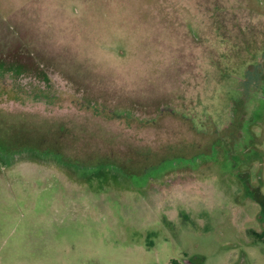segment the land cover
Segmentation results:
<instances>
[{"label": "rangeland", "instance_id": "374dc122", "mask_svg": "<svg viewBox=\"0 0 264 264\" xmlns=\"http://www.w3.org/2000/svg\"><path fill=\"white\" fill-rule=\"evenodd\" d=\"M0 264H264V0H0Z\"/></svg>", "mask_w": 264, "mask_h": 264}, {"label": "trees", "instance_id": "16d2710c", "mask_svg": "<svg viewBox=\"0 0 264 264\" xmlns=\"http://www.w3.org/2000/svg\"><path fill=\"white\" fill-rule=\"evenodd\" d=\"M21 146H18L17 148H18V150L19 149H21V148H23V147H21ZM6 148L3 146V148H1V152H2V150H5ZM15 149V148H14ZM24 149H25V147H24ZM32 149V148H31ZM12 150V149H11ZM9 152H10V150H9ZM56 153H58V152H56ZM59 154V153H58ZM62 155V154H61ZM58 157V156H57ZM60 158V157H59Z\"/></svg>", "mask_w": 264, "mask_h": 264}, {"label": "flooded vegetation", "instance_id": "af4514ba", "mask_svg": "<svg viewBox=\"0 0 264 264\" xmlns=\"http://www.w3.org/2000/svg\"><path fill=\"white\" fill-rule=\"evenodd\" d=\"M234 115H236V114H233V118H234ZM233 121H234V119H233ZM262 201V200H261Z\"/></svg>", "mask_w": 264, "mask_h": 264}]
</instances>
